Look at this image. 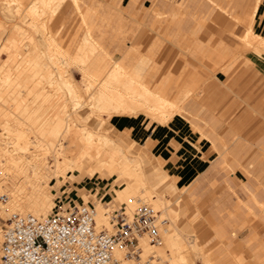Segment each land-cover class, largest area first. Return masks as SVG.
<instances>
[{
	"label": "bare ground",
	"instance_id": "1",
	"mask_svg": "<svg viewBox=\"0 0 264 264\" xmlns=\"http://www.w3.org/2000/svg\"><path fill=\"white\" fill-rule=\"evenodd\" d=\"M63 1L43 0L42 7L36 1L25 5L28 7L25 12L19 5L15 10L21 18L22 12L30 16L29 23L35 25L39 16L54 14ZM72 2L78 6V0ZM13 8L10 3L2 4L4 12L11 13ZM252 15L251 12L245 22L243 39L241 37L242 41L238 43L241 44L237 45L240 50L253 46L259 53V48H264V37L251 29ZM39 28L38 38L32 34L27 35L26 38L30 41L21 43L22 36L6 35V26L0 21V134L8 132L12 135L8 140L0 141V194L5 193L2 192L5 190L3 181L8 177L14 180V186L5 193L8 196L7 202H0V212L8 215L13 211H30L36 214L50 212L54 204L49 191L50 173H53L57 183L59 176H64L73 169H84L91 176L106 171L115 179L123 177V185L119 189H113L114 197L124 200L130 208L135 207L138 202L146 201L167 210L171 200L167 202L150 195L147 168L138 149L133 152V143H123L108 134L109 128L103 129V123L112 116L138 117L140 114L161 125L168 123L174 115L182 114L185 102L192 104L198 99L202 91L200 84L187 82L183 86L179 85L175 79L180 76V68H177L179 73L175 71L173 74L168 70L169 72L158 75L160 72L157 73L159 69L152 63V57L131 55V50H127L119 58L113 57L95 39L89 28H86L80 38L75 52L62 48L47 19L41 21ZM99 47L101 48L97 49ZM132 51L138 52V48H132ZM235 52H239L238 49ZM3 53L6 54L4 59ZM236 55L234 56L237 57ZM234 56L223 58L222 65L226 61L235 60ZM72 69L80 73L81 79L85 81L83 84L73 81ZM58 90L61 92L59 96H64L60 102L59 97H56ZM21 92L26 95L24 105L20 107L24 114L5 105L9 98L17 101ZM50 107L56 110L53 116L44 112ZM83 108L87 109L80 116L71 115L72 111ZM38 109H42V114L37 113ZM184 111L192 115L189 119L192 126L201 130L196 112ZM91 118L100 119L95 128L88 124ZM22 123L25 124L24 127L20 126ZM201 134L204 135L202 131ZM235 135L233 140L238 146L242 139ZM207 137L214 140L213 148L218 150L214 136ZM219 140L226 144L223 139ZM144 141L143 144L147 145L149 139ZM222 151V155L227 157V147ZM160 156L161 158H157L158 163L164 167L161 152ZM48 157H51V163ZM253 164L249 162V166ZM257 165L264 169V163ZM173 200L175 204L170 206L172 214L167 217L164 213L167 222L162 227L161 244L150 246L144 240H141V244L144 252L154 249L160 257L163 256L164 248L171 253L176 252L174 264H181L183 256L177 250L184 245L185 239L179 236L182 230L176 221L182 199L177 196ZM256 202L259 206L262 205V202ZM93 206L96 224L108 227L106 206L98 198L94 200ZM216 232L223 236L221 230ZM187 243L189 247L203 248L195 235ZM114 251L117 257L121 256L118 246L114 247ZM234 255L240 264L243 254L238 252ZM255 260L253 257L251 263L259 264ZM204 264L215 262L209 258Z\"/></svg>",
	"mask_w": 264,
	"mask_h": 264
},
{
	"label": "rangeland",
	"instance_id": "2",
	"mask_svg": "<svg viewBox=\"0 0 264 264\" xmlns=\"http://www.w3.org/2000/svg\"><path fill=\"white\" fill-rule=\"evenodd\" d=\"M134 1H136L135 4L129 7L130 0H78V6L73 5L71 0H64L57 12L53 15V18L48 21V24L50 25V29L53 34H55V37H58L57 39L59 40L62 48L68 49L71 52L75 49V42L82 37V35L86 32V28L90 24L92 25L90 30L92 34H103L105 45L115 58H119L121 56L120 51H116L114 49L117 41L119 40L122 42V48L137 47L141 51H152L154 59L152 63H155L158 66L159 70L157 73L160 72L158 75H161V72L162 74L169 71L173 72V74H175V71L178 72L177 68L176 70L169 69V65L165 63V55L162 54L165 44L171 45L172 47L175 46L180 48L182 52L186 53L189 58V60H187L183 65H185L189 70L195 71L201 77H206L205 81L216 75L220 78L226 77L223 75L225 72L220 67H212L214 64H217V62L219 63V55L225 53L233 58V56L238 53V55H236L237 57L234 56L236 59L229 63L231 67L237 58L241 56L242 53L240 54L239 52L253 48V46H248L244 50H240L239 46L241 43H238L242 41L246 30V23L242 21L244 18L242 16H240L241 20H235L233 18L234 22L244 25V31L242 34L239 33L236 35L232 32V34H230L232 41L235 38L237 42L228 45L226 40L219 39L218 43L213 44V41L209 38L205 41L197 40L195 35L198 31H194L196 26H200L201 28L206 24V20L212 17L202 18L201 20L193 19L194 22L192 21V23L188 22L186 24L184 28L185 32L183 33L178 32L177 29L173 27H168V23H166L165 18L170 15L169 5H179L182 2H188L190 0H149L145 5L142 4V1ZM198 1H200L201 4L209 2V0ZM33 2H36L39 7H42L41 5L43 0H0V21H2V23L6 26V35L10 34L22 36L21 43H28L30 41L26 38L27 35L32 34L37 36L39 33L38 36H40L39 26L41 25V21L47 19V16L50 15L48 13L47 15L43 14L39 16L37 18V23L35 25H31L28 21L30 16L24 13L26 15L25 16L22 12L23 18H21V16L16 13V6L19 5L21 8L23 7V11L25 12L28 9L25 5H30ZM5 3H10L11 6L14 7L12 9L13 12H4L2 4L5 5ZM88 5L97 7L98 12L86 15L84 10ZM147 7L149 8L147 9ZM202 7V10H205L208 5ZM176 8L178 9L179 7ZM45 9L49 10L47 7H45ZM50 13L53 12L50 11ZM180 14V11L173 10L170 15L171 19L178 18ZM144 15H148V17H144ZM140 20L141 22H139ZM12 26L14 27L11 29ZM174 30H176V32ZM225 34L227 33L224 32L222 35ZM263 43L262 45L264 46ZM236 46H238V48ZM260 46L261 44H259V47ZM100 48L101 47L97 49ZM237 49L239 52H235ZM196 50L198 52H196ZM252 50L255 49L253 48ZM258 51H264V48L261 46ZM255 52L257 51L255 50ZM206 53H210L213 59H211ZM2 57L4 59L6 54L3 53ZM244 62L246 64H250V61L247 58H244ZM182 66L180 67L179 72L182 70ZM73 81L79 85L85 82L81 79L78 72H75ZM59 93L61 92L59 91L56 93V97H59L58 102H60L64 97L59 96ZM25 98V93L21 92V94L17 96V101H13L12 98H9V101H7L5 105L10 109L19 110L21 114H24V111L21 110L20 107L24 105ZM189 106L190 103L185 102L184 110L190 112ZM86 109L87 108H83L76 112L72 111L71 115L80 116L81 113L86 111ZM184 110L181 114L182 116H192L188 115ZM42 112V109L37 110V113L39 114H42ZM44 112L47 115L53 116L55 115L56 110L54 107H50ZM120 117V125L123 128H130V126L134 123V132H140V134H143L144 137L153 128L161 125L154 119L142 114L138 115V117L135 118V121H132L131 116ZM196 119H198V123L201 124V122H199L200 118L196 117ZM99 120L100 119L98 118H91V120L88 121V124L95 128ZM20 126L24 127L25 124L22 123ZM200 126L204 135L199 133V136L201 139H205L208 142V139L210 140V138L207 137L210 135L207 131L208 127L205 123ZM106 127L109 128L108 134L116 139L123 138L126 142H132L135 139L136 141L133 144V149H131V151L136 152L138 149L137 151H139L143 162L148 161L150 154L148 149L153 148L154 140L153 144L147 150H144L145 146L143 142L145 143V141H143V135L140 137V140H137L131 133L126 134L122 131L112 130L110 126H108V122L105 121L103 123V129ZM1 131L2 130L0 129V132ZM2 134H0L1 142L12 137L11 133L8 132H4ZM32 138L33 137H31V139ZM225 145L226 144H223L221 148L218 147V150H215L214 158L209 162L208 167H206L204 172L200 174V177H196L189 184H178L182 189L184 188V191L181 193H185L190 196L188 208H184L185 210L183 211H180V208H178L179 214L176 221V224L182 230L179 236L182 239H185L184 245L179 246L177 250V252H180V255L183 256L181 264H204L209 258H211L215 264H239V262L234 258V254L238 252L244 256V258L240 261V264H252L251 262L253 261V257L256 259L254 262H257L258 260L261 264H264V248L260 246V241L264 238V223H261L264 221V198L262 205L259 206L257 203V208H253L256 213L250 214L248 213V210L243 211V207H245V205L242 200L246 199L247 193L241 188L239 182L240 179H245L246 175H248V173L245 172V169L248 168L247 165L249 162H253L254 165H256L258 160L264 159V134L254 140H242L235 148H232V145ZM226 147L228 152L227 157L222 155L224 153L222 149H225ZM154 152L158 155L156 157V160L158 161L157 158H161L160 152ZM48 158V161H50L51 157ZM230 162L233 163L230 164ZM253 168H255V166H253ZM161 169V166L158 165L154 168L153 172H155V174H149L148 185L151 187L150 195L153 194L155 198L162 200L165 199L167 202L171 200V204L167 205V210L156 207L160 210L162 216H164L165 213V215L169 217L168 214H172L170 206L173 207L175 201L172 197H170V193L168 192L167 187H165V184H159V186L153 187V185H155L154 182L158 179L157 177L163 173ZM101 174H103L104 177ZM50 177L49 191L51 192V198L54 200L51 211L56 210L59 204L71 205L74 203L86 202L94 205V200L96 198L101 200L102 205L106 206L108 211L116 208L118 205H126L127 211L130 214L134 208L128 207L124 200H118L114 197L113 189H119L123 185V177L115 179L114 176L107 174L106 171H102L99 174L91 176L84 169L81 171H78L77 169L67 171L64 176H59L57 183H55L53 173H50ZM168 177L169 179L178 180L177 175L171 173ZM228 183L232 186H228ZM262 183L264 186V181ZM2 186L5 188L2 192L6 193L14 186V180L8 177L3 181ZM237 207L242 210L237 211ZM196 213H198L196 217L193 216ZM105 215L109 218L106 213ZM206 216H209L212 224L208 226V235L200 237L195 232L194 225L195 222L202 220ZM7 217L8 214L0 212V231L1 227H3V224L6 222ZM183 220H186L187 226L181 224V221ZM219 222L224 224L225 231L223 232V236L216 232L217 238L211 240L213 245L210 249H206L204 247L200 248L198 246L197 248L189 247L188 243L186 244V241L190 240L192 235L197 237L199 243H204L207 239H210L213 236V225L215 223L218 224ZM108 227H111L110 223ZM254 227L259 233L255 237L252 236L251 230ZM162 253L163 256L161 257V264H174V260L177 257L176 252L171 253L167 248H164Z\"/></svg>",
	"mask_w": 264,
	"mask_h": 264
},
{
	"label": "crops",
	"instance_id": "3",
	"mask_svg": "<svg viewBox=\"0 0 264 264\" xmlns=\"http://www.w3.org/2000/svg\"><path fill=\"white\" fill-rule=\"evenodd\" d=\"M138 1H142V4L145 5L149 0ZM190 1L182 2L179 5H169L170 15L173 10L180 11L181 14L175 19H171V16L168 15L165 18L168 27H173L177 29L178 32L183 33L185 32L184 28L188 22L192 23V21L194 22V20L197 19L201 20L202 18L212 17L207 19L206 24L201 28L200 26H196L194 31L198 32L195 38L199 41H205L209 38L213 41V44L218 43L219 39H222L226 40L228 45H231L237 42V40L234 38L232 41L230 34L234 33L238 35L239 33L242 34L244 31V25L234 22V19L241 20L240 16H242L244 17L242 21L246 22L252 12L251 29L264 37V0H209V2H207L208 4H201L198 0ZM135 2L134 0H130L129 7L133 6ZM71 3L73 4L72 0ZM207 5L208 7L202 10V6ZM149 7H147V9ZM176 7L179 8L177 9ZM84 12L86 15H91L97 13L98 8L88 5ZM54 14L47 16V21L51 20ZM144 17H148V15H144ZM139 22H141V20ZM91 27V24L88 25L87 28H89V31ZM174 31L176 32V30ZM224 32L227 34L222 35ZM38 34L35 37L38 38ZM93 36L98 40L100 45L111 54V51L105 45L103 34H93ZM79 41L80 39L75 42V49L72 52H75ZM114 49L120 51L121 55L127 50H131V55L138 56L143 54L153 58L152 51L146 52L138 49V52H134L132 48H122L121 40L117 41ZM197 50L196 52H198ZM162 54L165 55V63L169 65L171 70H176V68L179 69L189 60L187 54L182 52L180 48L175 46L172 47L168 44L164 45ZM206 54L213 59L210 53ZM227 57L231 56L222 53L219 55V63L217 62V64L212 66L213 68L220 67L225 72L223 74L226 76L225 78H220L216 75L205 81L206 77H201L195 71L189 70L184 65L180 71V76L178 79H175L181 86L185 85L187 82L200 84L202 91L198 99L190 104L189 109L190 112H196V117L200 118L199 122H201V124L199 125L206 124L208 133L214 136L215 142L219 148L224 144L220 142L219 138L223 139L227 145H232V148H235L236 141L233 140L234 134L242 140H254L264 134V51L257 53L252 49H246L231 67L229 63L232 61H226L224 65H222L223 58ZM244 58H247L250 64H246ZM75 72L77 71L72 69L73 77L75 76ZM120 118L112 116L109 117L106 122H108V126H110L112 130L122 131L126 134L131 133L134 135V138L140 140L143 134L141 135L140 132H134V123L131 126L129 125L130 128H123L120 125ZM135 118L137 117H132V121H135ZM189 119L190 117H184L181 114L174 115L168 123L156 126L148 132L145 137L149 139V142L147 145L144 144V150H147L153 144L154 140L153 148L148 149L150 152L149 159L145 162L148 176L149 174H155V172H153L154 168L160 165L156 160L154 151L161 152L164 158V167L160 165L163 173L157 177L158 179L154 182L155 185H153V187H157L159 184H165L172 199L177 196L179 199H182L179 204L180 211L185 210L184 208H188L190 196L181 193L184 189L182 190L178 184H189L196 177H200V174L208 167L209 162L215 155V149L213 148L214 140L210 138L207 142L205 139H201L199 136L201 130L194 128L189 122ZM145 137L143 135V139ZM146 138L144 140H146ZM119 140L127 144H134L136 141L134 139L132 142H126L123 138ZM232 163L233 162H230V164ZM261 163H264V159L258 160V164L261 165ZM253 166H255V168H253ZM247 167L245 172L248 173V175H246L245 179H240L239 182L241 188L247 193L246 199L242 200L245 205L243 211L248 210V213L251 214L256 213L254 210L257 208L256 201L262 202L264 198V186L262 183L264 181V169L263 167L259 168L257 164L249 166V163ZM169 172L177 175L178 180L169 179ZM228 186L232 185L228 183ZM238 210L242 209L237 207V211ZM197 214L198 213L193 216L196 217ZM186 223V220L181 221V224L184 226H187ZM261 223H264V221ZM210 224H212V221L209 216H206L202 220L195 222L194 230L200 237H205L208 235V226ZM213 230V236L204 243H201L206 249H210L213 245L211 240L217 238V230H221L222 232L225 231L224 224L221 222L218 224L215 223L213 225ZM251 230L253 237L259 234L255 227ZM260 244V246L264 248V238L260 241ZM257 262L261 264L259 261Z\"/></svg>",
	"mask_w": 264,
	"mask_h": 264
},
{
	"label": "built area",
	"instance_id": "4",
	"mask_svg": "<svg viewBox=\"0 0 264 264\" xmlns=\"http://www.w3.org/2000/svg\"><path fill=\"white\" fill-rule=\"evenodd\" d=\"M7 199L0 195L1 203ZM126 207L105 212L110 228L96 224L95 207L86 202L59 204L45 214L13 211L0 231V264H161L154 249L143 251L141 240L160 245L166 218L146 201L130 214Z\"/></svg>",
	"mask_w": 264,
	"mask_h": 264
}]
</instances>
